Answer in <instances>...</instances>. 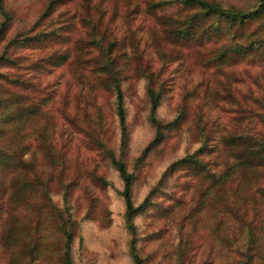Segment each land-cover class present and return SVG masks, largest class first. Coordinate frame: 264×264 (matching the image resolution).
I'll use <instances>...</instances> for the list:
<instances>
[{
  "label": "rangeland",
  "instance_id": "obj_1",
  "mask_svg": "<svg viewBox=\"0 0 264 264\" xmlns=\"http://www.w3.org/2000/svg\"><path fill=\"white\" fill-rule=\"evenodd\" d=\"M210 1L242 10L252 9L257 3ZM3 4L8 21L0 46L13 34L45 30L54 37L50 36L43 49L50 44L65 47L74 60L58 68L45 64L37 68L27 60L20 61L22 76L28 81L38 80L43 88L25 87L28 97L23 103L31 99L53 105L54 150L60 151L65 177L70 180L53 181L47 194L42 181H37L35 191H24L19 200L0 198V264H67L61 222L73 229L70 264H132L129 235L122 219L121 180L106 155L110 149L133 174L134 204L141 202L151 187L156 188L133 217L136 245L144 264H179L176 247L180 236L188 239L186 245L196 244L191 252L182 251V264H240L227 245L218 243L216 235L231 233L232 243L249 227L253 231V263L264 264V181H256L258 177L253 176L254 181L231 183L226 187L231 209L225 217H219L215 202L223 196L214 190L206 193L203 188L208 179L198 177L192 166L176 165L161 175L171 161L197 147L200 120L208 127L209 137L214 138L206 141V150H211L217 144L216 135L234 127L231 117L235 115V103L241 107L255 105L251 98L256 95L249 87H257L255 81L264 87V81L258 77L251 82L245 71H261L263 58L252 63L239 61L240 67L233 70L235 77L228 68L212 66L211 60L203 65L212 52L198 48L196 41H175L166 32V25L186 13L178 0H3ZM109 40V55L115 57L123 92V148L118 142L113 93L107 82L95 79L100 73L98 63L104 59L105 51L100 47ZM221 43L213 40L210 47L216 49ZM40 50L15 49L29 57ZM81 67L87 70L86 77L78 79ZM148 76L161 91L155 116L166 123L182 114L180 123L166 126L161 138L153 143L145 93ZM82 80H89L91 86ZM27 123L25 141L30 135L37 140L40 119L34 130ZM28 143L38 154L39 147ZM218 150L204 156L207 167L215 173L227 158ZM29 151L25 150L23 157L28 158ZM64 184L68 190L65 201L58 193ZM241 209L246 211L242 221L235 216ZM216 222L220 223L219 231H214Z\"/></svg>",
  "mask_w": 264,
  "mask_h": 264
},
{
  "label": "trees",
  "instance_id": "obj_2",
  "mask_svg": "<svg viewBox=\"0 0 264 264\" xmlns=\"http://www.w3.org/2000/svg\"><path fill=\"white\" fill-rule=\"evenodd\" d=\"M178 2L186 8V13L173 23L166 25V32L175 41H188V43L196 41L195 44L198 48L204 49L208 53L212 52L205 59V64L202 61L203 65L211 60L212 66L228 68L233 77V70L240 67L238 66L240 65L239 61L252 63L259 58L264 59V0H257L256 6L249 10L232 6L225 7L217 1L210 0H178ZM50 3L51 1H49ZM0 16L1 40L8 21V13L3 0H0ZM250 24L254 25L246 27ZM30 32L32 30L28 29L23 33L13 34L6 38L0 46V198L12 202L21 199L24 191L33 193L37 181H42L40 183L45 189L44 194H47L46 189H52L53 181L70 180L65 177L67 174L64 172L66 166L60 157V151L54 150L57 141L54 133L53 105L46 102H42L43 104L36 103L31 99L28 104L23 103L28 97L23 91L25 87L29 86L37 90L43 88L38 80L28 81L19 70L22 68L20 61L23 63L27 60L28 64L37 68L41 67L42 64L58 68L69 66L74 57L65 47L61 48L50 44L43 49L44 44L51 41L50 36L54 37L50 32L45 30ZM212 37L215 38L213 40L222 42L216 49L210 47L213 40L209 38ZM111 44L112 41L109 40L104 47H100L102 51H105L102 55L104 59L98 63L100 73L96 75L95 79L107 82L113 93L114 114L118 125V142L119 147L123 148L126 141L125 108L116 60L114 56L109 55L108 48ZM26 47L33 50L41 47L42 50L37 53L33 51L30 53L31 57L15 51L16 48L23 49ZM9 69L14 70L9 71ZM45 69L47 70L49 67H45ZM262 71L264 68L253 73L248 70V72L245 71V74L251 82L259 77L263 83ZM86 72L87 70L81 67L78 69L76 77L78 79L85 78ZM81 82L86 83L88 87L91 86L89 80L87 82L82 80ZM255 84L257 87H249L250 91L256 95L251 98L255 105L241 107L235 103L233 109L235 115L231 117L234 127L229 130L225 129V132L221 131L216 135L217 144H214L211 150L217 151L218 146H220L218 152H224L227 155V158L221 161V166L216 173L207 167L208 163L204 160V156L212 152L206 150V141L214 138L209 137L208 127L200 120L197 129L198 135H201L197 147L192 152L185 153L171 161L161 174L162 176L165 175L164 173L176 165L192 166L193 172L198 174V177L208 179L209 182L203 188L205 192L207 190L206 193H211L214 190L223 196L215 202L219 217H225V214L231 209L230 198H226L229 193L226 187L231 183L236 184L238 181H254L253 176L258 177L256 181H264V87L257 81ZM145 93L149 103L147 116L154 129V137L150 142L153 143L161 138L162 130L166 126H176L180 123L182 114H176L166 123H162L155 116L161 91L150 76L146 78ZM62 116H65V111L62 112ZM38 119H40L39 138L34 141V137L30 135L27 140L32 142L31 144L34 143L35 148L39 147L38 154H35L33 147L32 149L28 147L29 143L24 139L23 130L27 122L31 130L36 129ZM25 150H30L28 158L23 157ZM110 150L106 151L107 158L121 180L119 195L123 203L124 227L129 235L128 254L132 264H144L136 245V227L133 217L149 202V196L155 192L156 188L151 187L142 201L134 204L132 201L133 174L126 169L124 162ZM56 161L58 164L55 163ZM58 193L65 201L68 196L67 186L62 185ZM235 216L242 221L246 217V211L241 209ZM218 222H216L214 231L220 230V223ZM61 226L64 237L63 256L65 262L70 264V238L73 229L72 226L68 229L64 222H61ZM246 231V233H242L241 237H236L232 243L230 242L231 233L230 235L226 234V236L218 233L216 238L220 245H227L230 248V251L239 258L240 264H254L251 245L253 231L250 227ZM187 241V238L179 237V247H176L179 264L183 263V261L180 263L182 251L183 254H186L187 251L191 252L196 247V244L186 245ZM232 244L236 246L233 248Z\"/></svg>",
  "mask_w": 264,
  "mask_h": 264
}]
</instances>
